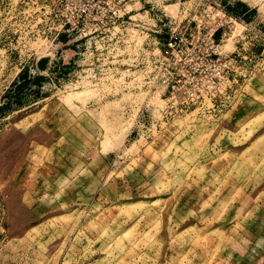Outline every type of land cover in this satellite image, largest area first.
Returning a JSON list of instances; mask_svg holds the SVG:
<instances>
[{
  "label": "rangeland",
  "instance_id": "rangeland-1",
  "mask_svg": "<svg viewBox=\"0 0 264 264\" xmlns=\"http://www.w3.org/2000/svg\"><path fill=\"white\" fill-rule=\"evenodd\" d=\"M57 3L0 0V264H264V0H133L97 37ZM201 7L232 85L168 118L161 40Z\"/></svg>",
  "mask_w": 264,
  "mask_h": 264
},
{
  "label": "built area",
  "instance_id": "built-area-1",
  "mask_svg": "<svg viewBox=\"0 0 264 264\" xmlns=\"http://www.w3.org/2000/svg\"><path fill=\"white\" fill-rule=\"evenodd\" d=\"M132 1L58 0L55 17L62 29L70 27L78 36L97 37L113 26L133 24L127 12ZM228 24L220 9L201 7L162 38L159 70L166 89L168 118L212 104L231 88L235 58L225 54L220 44Z\"/></svg>",
  "mask_w": 264,
  "mask_h": 264
},
{
  "label": "water",
  "instance_id": "water-1",
  "mask_svg": "<svg viewBox=\"0 0 264 264\" xmlns=\"http://www.w3.org/2000/svg\"><path fill=\"white\" fill-rule=\"evenodd\" d=\"M46 63H47V60H44V61L42 62V67H43Z\"/></svg>",
  "mask_w": 264,
  "mask_h": 264
}]
</instances>
